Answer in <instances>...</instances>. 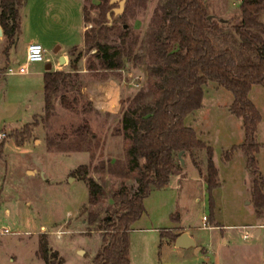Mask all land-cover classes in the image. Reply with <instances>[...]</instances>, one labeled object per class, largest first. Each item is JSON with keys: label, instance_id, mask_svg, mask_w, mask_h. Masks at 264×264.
<instances>
[{"label": "rangeland", "instance_id": "1", "mask_svg": "<svg viewBox=\"0 0 264 264\" xmlns=\"http://www.w3.org/2000/svg\"><path fill=\"white\" fill-rule=\"evenodd\" d=\"M71 1H61L64 3L61 14L65 21L59 24L57 17L48 18V23L54 29L53 38L60 42L75 39L74 42L77 43L79 40L80 14L71 15L66 8ZM163 1L128 0L121 16L115 17L116 27L107 34L105 40L109 43L130 48V53L123 57L127 64L120 71L128 91L121 97V106L125 107L129 97L141 89L145 90L147 86L151 75V58L147 54L146 39L148 30L158 24L160 4ZM238 3V0H209L211 12L224 18L237 11ZM26 8L27 5L24 34L19 39L17 36L8 46L9 63H5L6 59L1 56L0 74L7 66H17L24 62L21 43L32 31L28 27ZM96 14L97 10L93 8L91 15ZM260 17L264 21V13ZM85 25L86 28L91 26L89 22H85ZM122 26L129 29L124 39L121 37ZM56 46L57 43L49 44L50 55H54ZM93 52L94 49L82 48L77 66L82 65L83 61L85 63ZM45 62L46 60L31 62L28 68L32 71L40 68L43 71ZM31 74L33 78L29 80H26L24 74L16 72L8 73L6 79L0 75V129L7 131L0 146V186L4 183L0 196V230L5 227L8 229L0 232V264H56L58 258H63L65 264H93L92 257L101 243L102 234L97 225L105 216L115 213L117 208L112 200L114 189L123 181L131 192L136 182L133 177H122L99 166L92 167L88 174L100 182L102 192L96 203H89L85 178L72 174V171L80 163L90 161V151L69 149L66 140L61 142L60 149L51 150L46 145L47 135L54 136L69 131L70 126L78 124L84 116L80 111L65 109L58 103V99L54 113L45 122L35 125L28 140L19 144L14 142L11 134L13 129L29 122L33 114L44 111L42 87L38 85L39 80L34 73ZM211 82L208 81L209 85ZM252 87L251 100L262 115L256 137L263 147L256 156L259 170L264 173V87L262 84H253ZM203 89L208 92L210 88L203 85ZM226 96L233 98L230 90L221 88L216 101L224 103ZM149 98L150 95L147 96ZM203 103L205 106L195 109L186 117L188 120L185 122L188 125L189 122L192 123L196 131L200 130L197 132L198 137L213 147V159L220 171V184L212 193L214 217L209 219L208 191L204 187V177L199 172V169L203 171L205 168V151L203 148H196L193 155L198 161L197 166L193 164L191 155L184 154V173L175 171L178 177L173 174L168 184L151 189L144 197L145 211L132 222L129 232L130 264H264V227L260 237L252 233L255 225L251 223L259 220L250 201L251 172L246 167L245 154L237 148L233 162L226 164L221 160L222 150L244 140L241 118L233 115L230 110L224 112L225 116H230L233 129L237 132L235 137L227 136L218 126L220 123L215 119L216 106L211 105L208 94L203 98ZM85 116L92 123L93 130L98 131L97 135L103 146L101 132L105 128L101 118L95 111L88 112ZM193 116L195 120H191ZM106 119L111 122L105 132H111L118 117ZM10 123L16 125L12 128ZM113 140L119 144H116L118 148L115 151L121 150V137L116 135ZM99 149L101 147L95 151L94 163L98 161V157L105 158L103 151ZM90 211L97 214L93 223L87 221ZM204 223L210 229L203 226ZM222 223L225 229L221 228ZM215 224L220 227H210ZM179 225L189 227L191 235L197 240L196 246L200 245L199 251L195 252L193 247L174 246V241L167 232H162L165 228L181 229ZM240 225L244 227L241 228ZM211 233L216 234L217 244L222 243L220 239L224 235L231 236L232 239L219 246L214 254L204 241ZM242 233H246L248 238L244 239ZM40 239L47 242L48 262L37 253ZM51 251L56 252L55 256L51 255Z\"/></svg>", "mask_w": 264, "mask_h": 264}, {"label": "trees", "instance_id": "2", "mask_svg": "<svg viewBox=\"0 0 264 264\" xmlns=\"http://www.w3.org/2000/svg\"><path fill=\"white\" fill-rule=\"evenodd\" d=\"M24 1L0 0V26L7 47L21 31L20 9ZM238 2L237 11L226 18L211 12L209 0H164L160 4L158 24L148 30L146 39L151 75L145 90L141 89L129 97L125 107L120 103L119 116L111 133L121 136L123 155L114 161L98 157L94 163L95 151L99 147L102 151V142L85 115L94 112L95 108L81 89V75L70 70L77 69L82 48L94 49L85 62V67L93 75L104 78L117 74L118 69L126 66L123 57L130 53V48L105 40L116 27L115 17L121 16L110 11L117 2L83 0V21L91 26L83 30L82 43L68 50L70 70L47 66L43 71L44 111L33 114L29 122L13 129L14 142L19 144L28 140L35 125L45 122L54 113L58 99L65 109L80 111L84 116L78 124L71 125L69 131L47 135L46 145L51 150L60 149L61 142L66 140L69 149L90 151V161L80 163L72 171V174L85 178L89 203H96L102 192L100 182L88 174L92 167L99 166L122 177H133L136 182L131 192L123 181L114 189L112 200L117 208L115 213L105 216L97 225L102 234L101 243L92 257L93 264H130L129 232L132 222L145 211L143 199L151 189L164 187L175 171L182 169L177 156L180 151L181 155H191L195 166L198 161L193 155L194 150L203 148L205 151V168L199 172L208 191V216L213 219L215 204L212 193L220 184L213 147L199 138L197 131L184 121L188 113L203 106V85L211 80L232 92L229 110L241 118L244 133L241 143L222 150L221 160L228 162L237 148L245 154V164L251 172L250 201L255 215L264 219V173L259 170L256 156L263 147L256 137L261 113L249 96L253 84L264 87V21L260 17L264 13V0ZM93 8L97 14L92 16ZM108 11L110 17L107 16ZM121 29L124 39L129 29L124 26ZM149 95L150 100L147 99ZM96 218L97 214L90 211L87 221L93 223ZM162 232H167L173 241L179 234V231L169 228L162 229ZM38 243L37 253L48 262L47 242L40 239ZM55 254L51 251V255ZM56 264H65V261L58 258Z\"/></svg>", "mask_w": 264, "mask_h": 264}, {"label": "crops", "instance_id": "3", "mask_svg": "<svg viewBox=\"0 0 264 264\" xmlns=\"http://www.w3.org/2000/svg\"><path fill=\"white\" fill-rule=\"evenodd\" d=\"M61 1L62 0H25V4L20 9V11H21V25H20L21 31H20V33H19L20 35H18L17 39H19L21 36H23L24 31H25L24 23H25V13H26L25 6L26 5H27V8H26L27 9V16H26V18L28 19V27L32 28L31 29L32 31H31V35L29 37L25 38L23 40V42L21 43L22 44L21 48H22V52H23V60L25 58L26 46H27L28 41L35 40V41H38L39 43H42L43 47H45V52H47V54L44 53V58H43V60H46L44 69L47 66H50L52 69H61V68L69 69L70 68V65H69L70 59H69L68 50L73 45H75L77 43H82L81 42L82 41V33H83V30L86 28V25H85V22L83 21V17H82V9H81L82 0H72L71 4L66 5V8L68 9V11L70 12L71 15L78 16V14H80V20H79V24H78V26H80L78 28L80 31H79L78 36H77V38L79 40L77 41V43L74 42L75 39L74 40H67L65 42H60V41H58V39L53 38L54 29L48 23V18H50L51 16H53V19L55 17H57V22L59 24L62 23L63 21H65L62 14H61V11H62L61 6L64 5V3H62ZM0 28H1V26H0ZM43 43H45V44H43ZM56 43H57V46L54 48V50H53L54 55L52 56L48 53L49 48H50L49 44L53 45ZM8 49L9 48L7 47V44L5 43V36L3 34V31H2V33H0V58H1V56L4 57L6 59L5 63H9V58H8L9 50ZM24 62H25V60H24ZM32 62H34V61H32ZM21 63H23V62H21ZM30 63L31 62H28V67H29ZM7 67H9V66H7ZM76 68L77 69H75V70H73V69L72 70L69 69V70L70 71H77L81 75V79H83V86L81 87V89L83 90V92L86 93L87 97L91 100L92 106H93V108H95V112H97V114L101 118L102 124L104 125L105 131H106L107 127L110 125L109 123L111 122L110 120H107L106 118L113 119V118L119 116L121 97H122V95H124L125 93L128 92L125 85H124L123 74H122V72H120V71H123L124 68L118 69L117 74H110L104 78H101L98 75H93L90 71H88L87 68L85 67L84 61H83L82 65L76 66ZM43 71L40 70V68H38V70H36V71L35 70L32 71L28 68V71L26 73H20V74H24V76L26 77V80H29V79L33 78V77H31V75H32L31 73H34L37 80H39L38 85H40L43 89V76H42ZM7 74L8 73H6V70H5L0 75H2V78L6 79ZM204 85H207V87L210 89L208 90V92L206 89H204L203 98L205 97L206 94H208V98L210 100L211 105L213 104L216 106L215 107V119L217 120V122L220 123V124H218V126H220L224 130V132L227 134V136L235 137L237 135V132H235V130L233 129L232 122L230 121L231 118H230V116L224 115V112L229 110V105H230L229 103L232 101V98H230L229 96H226V101H224V103H220V102L216 101V98H218V96L220 95V90L223 87L218 86L215 81H212L210 85L208 82H206ZM252 89H253V87L251 88V90ZM251 90H250V92H251ZM250 92H249V96H250ZM214 95H215V97H213ZM55 104L58 105L57 102ZM202 105L205 106L203 103V99H202ZM190 113H193V112H190ZM190 113H188L184 117V121L188 120V118H186V117H188V115H190ZM261 119H262V115H261ZM191 120H195L194 116L191 118ZM90 124L92 125L91 122H90ZM189 124L192 126V123L189 122ZM14 125H16V124L10 123V127L13 128ZM96 125L99 126L98 123ZM105 131L101 132L102 133V141H103V146H102L103 155L105 156V158H110L112 161H114L115 158H121L123 155V141H122V139H121V141H122L121 147L119 146L122 149L121 150L119 149V151L118 150L115 151V149L118 148L119 144L116 143V141H114L113 139L116 135H119V134H114V133L112 134L110 131L109 132H105ZM199 131L200 130H197V132H199ZM95 133L98 134V131H96ZM1 141L3 142L4 140H0V142ZM116 144H118V145H116ZM236 152L237 151H235L233 153L234 154L233 157L228 162H226V164H230V162H233V160L236 156V154H235ZM89 160H90V158H89ZM217 168L219 171L218 166H217ZM180 172H181V170L178 171V173H180ZM219 173H220V171H219ZM219 173H218V176H219ZM175 176L178 177L179 175L175 174ZM3 181H4V179L2 180V183H3ZM3 184H1V186H0V196H2L1 193H2L3 188H4ZM204 187H205V182H204ZM28 207H30V204L28 205ZM5 210L9 212L8 208H5ZM257 218L259 221H255L254 223H251V224L255 225L252 233L255 236L260 237V235L262 234V231H263L262 229L264 227V221L261 220L263 218H259V217H257ZM203 226L206 227V225H204V224H203ZM215 226L220 227L217 224L212 225L210 227L215 228ZM224 226L225 225L222 223L221 228L225 229ZM178 227H182V228L179 229L176 227V230L175 229H173V230L179 231V233H181L183 230H185L191 235L189 227H187L186 225H179ZM240 227L242 228V227H244V225H240ZM206 228L210 229L209 226H207ZM241 236H242V234H241ZM194 239H195V242L197 243L196 238H194ZM230 239H232L231 236L229 237L227 235H224L223 238L220 239V241L222 243L217 244L218 240L216 238V234L211 233L207 237V240L205 238L204 241L206 242V245L211 248V251H213L215 254V251L217 250V248L219 246L227 244V242ZM173 245L175 246L174 242H173ZM182 247H180V248H182ZM187 247H193V246H187ZM197 247L199 248L200 245ZM198 251H199V249H198Z\"/></svg>", "mask_w": 264, "mask_h": 264}, {"label": "built area", "instance_id": "4", "mask_svg": "<svg viewBox=\"0 0 264 264\" xmlns=\"http://www.w3.org/2000/svg\"><path fill=\"white\" fill-rule=\"evenodd\" d=\"M45 53V47H43L42 43H39L38 41L31 40L28 41L26 46V52H25V62L18 64L17 66H9L6 69V73H26L28 71V62L32 61H42L44 58ZM7 136L6 129H0V140L5 139ZM204 219L205 216H202ZM205 225V223H204ZM8 229L5 227L3 230H0V232H6ZM243 238H248L246 233H242Z\"/></svg>", "mask_w": 264, "mask_h": 264}, {"label": "water", "instance_id": "5", "mask_svg": "<svg viewBox=\"0 0 264 264\" xmlns=\"http://www.w3.org/2000/svg\"><path fill=\"white\" fill-rule=\"evenodd\" d=\"M117 2L116 6L111 7L110 11L113 10L115 13H121L123 11L124 4L126 0H109V2ZM110 11H108L107 16L110 17ZM0 33H2V28H0ZM177 156L179 158V164L181 166V172L184 173L185 168V158L184 155H181V151L177 153ZM175 246L177 247H187V246H193L194 251H198V247L196 246L195 239L185 230H183L181 233H179L175 237L174 241Z\"/></svg>", "mask_w": 264, "mask_h": 264}]
</instances>
